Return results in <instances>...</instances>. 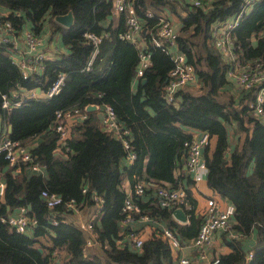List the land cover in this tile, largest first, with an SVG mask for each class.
Here are the masks:
<instances>
[{
	"label": "trees",
	"instance_id": "obj_1",
	"mask_svg": "<svg viewBox=\"0 0 264 264\" xmlns=\"http://www.w3.org/2000/svg\"><path fill=\"white\" fill-rule=\"evenodd\" d=\"M130 1L143 20V46L150 53V64L138 78L139 46L118 36L125 29V12H119L118 24H105L114 9L112 0H0V8L7 10L6 14L0 12V35L4 34L5 22L11 25L6 33L17 39L23 30L41 36L48 24L49 36L60 35L66 47L65 51L56 49L51 57H44L41 71L22 77L11 57L13 42L0 41V137L25 145L32 162L42 165L45 171L32 170L29 162L21 163L18 172L12 167L3 171L7 162L0 155V264H171L175 248L162 229L169 228L183 245L196 235L201 223L188 186L187 223L175 220L172 209L160 206L153 195L146 200L131 196L140 206V212L132 218L147 214L153 227L135 247L127 234L137 231L121 226L127 195L122 179L125 175L131 187L143 179L150 190L159 185L176 187L181 180L174 171L181 167L180 157L185 156L184 141L192 137L186 127L205 131L212 138L213 144L209 141L203 147L206 184L234 206L230 230L236 236L224 232L229 251L216 256L214 264H264V114L253 115L249 109L250 92L218 99L224 93L221 88L229 82V64L213 46L210 34L211 24L233 15L243 0H210L202 7L189 3L187 12L179 15L177 47L194 66L206 91L193 94L180 89L173 102L165 98L167 74L173 65L171 55L165 45L154 46L150 41L160 14L153 11V16H147L145 11L163 5L176 11L175 0ZM69 10L73 16L70 26L54 19ZM85 32L101 35L96 46ZM230 38L238 62L258 59L264 68V0L251 4L230 31ZM58 73H63L64 79L55 94L24 97L19 106L1 107L2 94L11 96L22 88L45 90ZM90 103L109 104L119 123L129 130V146L135 154L129 164L123 160L127 150L121 140L101 128L93 110H86V118L69 125V136L63 143L58 142L54 110H85ZM8 126L10 131L5 129ZM57 147L59 151H55ZM42 189L60 195L62 202L47 207L40 196ZM69 200L79 209L96 203L100 206L98 217L92 221L94 244L89 251L85 231L66 219L65 215L73 212L66 205ZM21 206L37 220L29 234L17 232L1 220ZM157 221L165 225L160 227ZM254 229L256 240L246 249L242 238Z\"/></svg>",
	"mask_w": 264,
	"mask_h": 264
},
{
	"label": "built area",
	"instance_id": "obj_2",
	"mask_svg": "<svg viewBox=\"0 0 264 264\" xmlns=\"http://www.w3.org/2000/svg\"><path fill=\"white\" fill-rule=\"evenodd\" d=\"M256 0H243L242 6L237 12L224 20L218 29L214 30L212 35V44L218 50L221 57L229 64L226 69L227 77H231L234 80V87L236 92H250L252 98L247 100V105L252 111L253 115L264 114V68L262 62L258 59H253L251 62L240 63L236 60V55L233 51V43L230 38V31L236 27L245 14L247 6L254 3ZM207 0H188L193 6L202 7L205 5ZM113 8L115 11L125 12V29L118 33L121 39L135 42L139 46L138 52V63L136 66L135 77H140L143 74L144 69L150 64V53L144 50L142 41V30L143 20H140L135 7L130 0H112ZM145 15L153 16V11L146 10ZM4 34L0 35V41H7L11 39L14 44L15 50L11 55L12 60L20 69L22 77H27L33 72H37L42 69V60L44 58L43 52L39 50L43 44V38L41 36H35L29 31H25L23 38L24 48L19 52L16 47L17 38L8 35L6 31L11 29L9 22L4 24ZM84 35L89 38L96 46L101 39L100 34L93 32H85ZM12 37V38H11ZM177 31L174 28L172 22L161 15L157 17L155 23V30L150 36V41L154 46L165 45V49L170 53L173 65L167 74L166 85H165V98L169 102L175 100V93L180 90L184 85L195 79V68L188 62L185 55L181 51H169V46L176 43ZM96 50V49H95ZM87 62L86 69L89 68L92 61V56ZM64 75L58 73L57 78L53 83L38 96L35 90L27 89L24 95L14 90L11 96L6 94L1 95V107L10 108L13 106H19L22 103L23 98H36L41 96H51L58 92L61 85L63 84ZM101 107L100 123L103 129L111 131L117 136L124 147L127 150L125 159L131 162L135 154L130 150L129 138L127 134L129 130L124 128L119 123L115 112L112 107L105 103ZM54 122L55 130L58 133V142L63 143L64 140L69 136V125H67L68 119H84L87 117L85 110H81L78 107H72L67 109H56L54 110ZM209 142V136L207 132L202 131L199 137H191L185 140L183 143L185 151V166L188 172L196 173L198 166L201 162L202 148ZM0 155H3L7 167H12L13 172H18L21 169V163H30V168L37 172H43L44 167L36 162H32V156L25 145L20 144L18 140H11L7 136L0 137ZM147 185L143 179H138L133 187L132 193L135 195H142L145 192ZM3 190V182L0 181V193ZM85 191V189H82ZM40 196L45 202L47 207H54L62 202L60 195L50 192L47 189L40 191ZM155 197L160 206L174 209L181 207L182 209L190 208L189 202L187 201V192L185 187L177 185L171 187L169 185H159L155 187ZM96 198V197H95ZM97 200V198H96ZM66 205L73 211L78 212L80 209L74 201L69 200ZM19 211L16 214H10L8 216L1 217V220L6 221L13 229L20 233H25L32 228L37 220L35 217H29L26 213V208L21 206L18 208ZM125 211L124 219L122 223L128 222L132 219L134 213L140 212V206L133 200L131 195H126L123 206ZM234 206L228 202L222 207L213 198H207L203 212L201 213V223L199 225L196 235L190 240L191 245L196 248H203L207 245L211 239L213 233L216 231H227L231 237L236 236L234 232L230 230V219L232 218ZM142 219L148 220L147 214L140 215ZM55 223V220H53ZM78 227L81 230L94 233V227L92 220L79 223ZM163 235L167 238L172 248L179 247V241L172 231L165 227L162 229ZM127 238H130L134 243L135 247L140 246L142 239L137 233L129 232ZM124 237L117 239L118 243L123 241ZM93 239L91 236L86 237L85 246L90 245ZM200 259H205L206 255L203 249L198 252ZM251 257V253L247 254V258ZM217 261L215 257L211 260L210 264H214ZM189 259L187 257L179 258V264H188ZM52 264H59L57 261Z\"/></svg>",
	"mask_w": 264,
	"mask_h": 264
},
{
	"label": "crops",
	"instance_id": "obj_3",
	"mask_svg": "<svg viewBox=\"0 0 264 264\" xmlns=\"http://www.w3.org/2000/svg\"><path fill=\"white\" fill-rule=\"evenodd\" d=\"M210 0H207V2ZM173 3H175L176 5V11L171 9L170 6L168 5H163L161 7V9H154V8H149V10L154 11L157 14H160L163 17L168 18L172 24L174 25V28L176 29V31H178V27L180 25V17L179 15H184L187 12V8L190 7V4L188 3V0H175ZM251 5L247 6L246 12L250 9ZM113 12L111 13L109 19H107L105 21V24H108L109 22H112L113 25L118 24L119 20H120V13H118L117 11H115L114 9L112 10ZM0 12L3 14L7 13L6 9H2L0 8ZM228 19V18H227ZM224 21V20H223ZM223 21H221L223 23ZM222 23L220 22H215L211 24L210 27V34L213 33L214 30L218 29V26L221 25ZM154 27V25H153ZM145 29V28H144ZM155 29V27H154ZM146 30V29H145ZM49 32L50 29L48 27V24H46L44 26V31L41 33V35L43 34V36L46 38H43V44L38 47L39 50H41L43 52L44 57H51L52 54L54 53V51L58 48L56 47H51L50 44V40H53V38L55 39L56 37L60 38V35L54 34L53 36H49ZM16 47L18 48L19 52L24 48L23 42L18 44L16 43ZM62 48H59L58 50H66V47L63 45L62 43ZM64 48V49H63ZM169 51H180L177 47V43H175L172 46H169ZM41 71V68H40ZM227 79L229 80L228 83H225L223 85V87L221 88L224 93L221 95L223 98H227V96L229 94H233L236 95V89L234 87V80L231 77H227ZM137 86V81L136 79L133 81V88L136 89ZM198 88H203L206 91V88L202 87L201 84L199 83L196 74H195V79L189 83H187L186 85H184L181 89L188 91L190 93H195L196 89ZM28 89H32V88H28ZM36 92V94L38 96L41 95V92L43 91L42 88L40 87H34L33 88ZM25 88H22L19 90V93L24 95L25 92ZM204 91V92H205ZM201 92V93H204ZM200 94V93H199ZM88 105H93L95 108L91 109L93 111H95V116L98 119V123L101 126L100 123V117H101V107L97 104L94 103H90ZM81 119H68L67 121V125H74L77 121H80ZM102 128V126H101ZM5 129H8L5 128ZM186 131L190 132L192 134L193 137H199L201 132L200 130L194 129V128H190V127H186L185 128ZM37 138L33 139L31 141V144L33 142H36ZM210 141V140H209ZM55 151H59V147L55 148ZM183 157V160H181V158ZM125 161V160H124ZM127 164H129L130 162L128 160L125 161ZM180 162H181V167H176L175 168V176L176 175H180V180L178 181V185H181L183 187H187L189 189L190 192V196L193 198L194 203H195V213H199L201 215V213L203 212L204 208H205V204H206V199L207 198H213L215 199L219 205L222 207L223 205H225L226 203H228L225 199H223L221 196H219L215 191H213L209 186H207L206 184V166L204 164V160H203V148H202V155H201V162L198 166V170L196 173L194 172H188V170L186 169L185 166V156H181L180 157ZM43 174H45V171L42 172ZM189 177V178H188ZM122 187L124 188V190L127 192V195H131L133 196V198L136 199H142V200H146L147 198H149L150 196H155V189L150 190L146 188V191L138 196L135 194H132V187L127 179V177L124 175L123 179H122ZM184 210V209H183ZM19 211L18 208L14 209L10 214H16ZM100 206L96 203L93 204L91 206H87L86 208H82L80 209L78 212H71V213H67L66 219L72 223H74L76 226H78L79 223L85 222L87 220H94L96 217H98V214L100 213ZM185 212V210H184ZM186 214V213H185ZM173 216V214H172ZM173 218L175 220H177L179 223H187L188 219H187V215H186V220L185 221H180L178 219H176L174 216ZM152 219L149 217L148 220H144L141 218V216H139L138 218H132L130 221L128 222H124L121 224L122 228H130L132 230H136L137 234L140 235V237H146L147 235H149L153 229V227L150 225V221ZM232 222V218L230 219V223ZM160 227H162L164 224L163 221H157V223ZM31 229V228H30ZM84 231V230H82ZM31 230L25 232V233H30ZM87 236H92L93 237V233H89L88 231L84 232ZM228 235L225 234L223 231H216L215 233H213L212 235V239L211 241L205 245L203 248H196L193 247L191 245V239L187 242H185L183 245H179V247H177L175 250H173V260L171 262V264H179V258L181 257H187L189 259V264H210L211 260L214 259L216 256H218L221 253H226L229 251V246L226 243V239H227ZM243 244L244 247L246 249H250L255 240H256V231L255 229L252 230L250 232V234L248 236H244L243 238ZM43 241V240H42ZM93 241L90 245H93ZM90 245H87L86 248L88 249V251L90 250ZM89 246V247H88ZM203 249V251L205 252L206 258L205 259H200L198 257L197 252Z\"/></svg>",
	"mask_w": 264,
	"mask_h": 264
},
{
	"label": "water",
	"instance_id": "obj_4",
	"mask_svg": "<svg viewBox=\"0 0 264 264\" xmlns=\"http://www.w3.org/2000/svg\"><path fill=\"white\" fill-rule=\"evenodd\" d=\"M54 19L64 25V26H70L72 23H73V16H72V13L71 11L69 10L68 12L64 13V14H60V15H56L54 17ZM145 32V29L142 30V33ZM141 82H144V78L141 79ZM95 107L93 105H86L85 109L88 111V110H91V109H94ZM8 131H10V126H8ZM181 160H183V157L181 158ZM7 165L4 166L3 168V171L5 169H7ZM172 214L173 216L180 220V221H185L186 220V214L184 212V210L181 208V207H176L172 210ZM40 251L42 250V248H38Z\"/></svg>",
	"mask_w": 264,
	"mask_h": 264
},
{
	"label": "rangeland",
	"instance_id": "obj_5",
	"mask_svg": "<svg viewBox=\"0 0 264 264\" xmlns=\"http://www.w3.org/2000/svg\"><path fill=\"white\" fill-rule=\"evenodd\" d=\"M24 33H25V30H23V32H22V34L20 35V37H19V39H17V43L18 44H20V43H22L23 42V38H24ZM42 36H43V34H42ZM44 37V36H43ZM45 38V37H44ZM46 39V38H45ZM50 42H51V44H50V46L51 47H56V48H62L61 46H62V42H61V39L60 38H58V37H56L55 39L53 38V40H50ZM64 49V48H63ZM61 50V49H60ZM205 90L203 89V88H198V89H196V92L194 93V94H199V93H201V92H204ZM218 99L220 100V101H222V100H225L226 98H223L221 95H219L218 96ZM210 140V144L212 145L213 144V140H212V138L211 139H209ZM123 160H125V157L123 158Z\"/></svg>",
	"mask_w": 264,
	"mask_h": 264
},
{
	"label": "clouds",
	"instance_id": "obj_6",
	"mask_svg": "<svg viewBox=\"0 0 264 264\" xmlns=\"http://www.w3.org/2000/svg\"><path fill=\"white\" fill-rule=\"evenodd\" d=\"M85 111H86V109H85ZM173 210V209H172Z\"/></svg>",
	"mask_w": 264,
	"mask_h": 264
}]
</instances>
